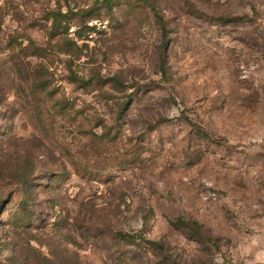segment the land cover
Listing matches in <instances>:
<instances>
[{
  "label": "rangeland",
  "instance_id": "374dc122",
  "mask_svg": "<svg viewBox=\"0 0 264 264\" xmlns=\"http://www.w3.org/2000/svg\"><path fill=\"white\" fill-rule=\"evenodd\" d=\"M154 2L166 37L145 0H0V264H264V0ZM56 8L81 49L53 68L81 113L45 137L7 43L43 44L32 23ZM139 231L163 246L118 235Z\"/></svg>",
  "mask_w": 264,
  "mask_h": 264
},
{
  "label": "trees",
  "instance_id": "16d2710c",
  "mask_svg": "<svg viewBox=\"0 0 264 264\" xmlns=\"http://www.w3.org/2000/svg\"><path fill=\"white\" fill-rule=\"evenodd\" d=\"M108 3L110 9H113L114 1L121 0H103ZM154 11L157 22L163 30L164 36L167 35V18L161 8L154 0H145ZM69 12H64L61 8L49 10L44 14V22L32 23L39 25L40 29L46 33V41L41 44L26 34H10L8 36V49L10 50L9 58L11 60V70L18 87L19 98L22 99L23 106L29 117L35 121L39 132L45 137H52L51 130L54 123L64 118L76 122V116L79 111L74 99L69 98L63 87L59 84V78L56 76L54 64L59 60L61 54L74 53L79 51L81 47L76 38L70 36L69 29L72 24L68 23L67 17ZM81 39V36H78ZM36 62V63H34ZM69 82L74 83L78 87L89 88L92 80L75 71H71L68 76ZM104 84L110 85L115 92L125 90V84L117 77H111L103 80ZM111 100H117L119 110L122 112L128 100L119 98L116 93L111 94ZM132 97L130 94L129 98ZM47 120H51L50 125L46 124ZM92 120L83 127L89 133L97 127H101L103 131L108 126L101 119H97L93 124ZM82 124V123H79ZM102 125V126H101ZM105 128V129H104ZM93 132V131H92ZM94 135H96L94 133ZM97 136V135H96ZM24 208V206L22 207ZM183 225H189L183 219L179 220ZM193 225H198L194 222ZM119 238L125 241H136L137 239L145 240L151 246L162 247L163 245L154 240H147L144 233H118Z\"/></svg>",
  "mask_w": 264,
  "mask_h": 264
}]
</instances>
